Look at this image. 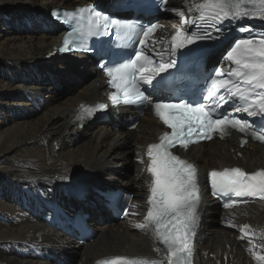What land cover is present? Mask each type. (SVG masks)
<instances>
[{
	"label": "bare ground",
	"instance_id": "1",
	"mask_svg": "<svg viewBox=\"0 0 264 264\" xmlns=\"http://www.w3.org/2000/svg\"><path fill=\"white\" fill-rule=\"evenodd\" d=\"M200 1L170 0L168 16L163 18L168 28L161 33L162 42L166 43L182 27L178 10L191 18L194 11L189 12V7ZM91 3V0H0L2 26L8 27L7 22L10 23L7 12L21 11L23 15H33L34 23L44 29L40 39L14 35L12 30L10 34L0 33V70L9 72L0 80V116L7 118L6 113L10 112L18 114L24 107L35 112V117L23 114L0 124V214L9 218L0 221V264H70L69 258L73 256L77 264H92L98 259L119 255L164 259V249L152 229L141 230L137 225L143 222L147 212L150 183L146 164H141L138 157L147 161V147L156 143L165 130L148 112L139 116L133 109H122L121 115L103 114L94 120L83 117L86 107L105 100V79L96 70L94 60L79 64L62 59L57 51L64 29L52 23L50 10L75 9ZM39 66L49 71L64 70L66 75L61 79L70 87L82 76L87 80L64 101L54 94L44 97L39 91L41 87L37 86L44 74L34 72ZM81 71L84 73L79 75ZM36 108L40 116L36 115ZM130 117L138 121L133 131L125 124ZM252 149L239 148L234 137L228 140L215 137L208 145H193L178 152L207 173L232 166L249 170L263 168V147L254 145ZM237 154L242 157L238 158ZM128 166L130 172H126ZM86 176L105 182L94 185L88 183ZM79 178L84 180L75 188ZM56 184L61 188L58 191ZM12 186L21 192L39 187L47 193L45 199L40 197L41 201L51 202H37L23 216L18 209L24 195L11 197ZM123 186L136 190L131 213L124 221L110 213L102 195ZM70 188L76 189L75 192L71 193ZM47 204L66 209L67 213H72L68 210L71 207H80L81 214L89 215L86 222L93 231L92 241L81 243L69 229L49 228L44 220V214L49 212ZM84 205L89 212L82 210ZM200 213L191 264H261L253 252L264 256V247H261L264 245V202L221 211L215 201L206 198ZM99 215L107 220L104 225L100 224ZM212 223L219 226L214 227ZM244 224L250 225L247 236L240 231ZM157 247L162 249L161 253L154 251ZM36 249L39 256L34 253Z\"/></svg>",
	"mask_w": 264,
	"mask_h": 264
},
{
	"label": "snow or ice",
	"instance_id": "2",
	"mask_svg": "<svg viewBox=\"0 0 264 264\" xmlns=\"http://www.w3.org/2000/svg\"><path fill=\"white\" fill-rule=\"evenodd\" d=\"M162 2L167 4V0ZM188 11H195L197 16L189 18L184 11L178 10L182 27L176 29L170 37L172 58L169 59L164 58L163 51L157 52L155 49V34L162 27L159 24L135 27L125 23L117 26V22L92 6L65 13L66 17L86 19V23H78L72 27L63 38L64 47L61 51L67 50L73 41H78L83 46L89 37L108 35L112 26H116L118 39L123 37L132 41L133 37H139L135 43L141 47L136 48L123 62L102 65L109 78L108 83L114 89L110 99L113 103L123 101L150 105L154 115L171 130L163 132L158 143L147 147V161L138 157L141 164H146L145 170L150 174L151 180L148 186L147 212L137 228L152 229L155 239L163 245L164 259L115 256L106 258L100 264H191L200 201L198 169L191 162L175 155L171 149L177 145L187 149L190 143L212 139L214 133L223 137L229 134L230 129L250 134L253 139L264 142V127L257 130L248 121L221 111L225 105H231L236 112L264 116V33L253 36L252 29L248 26L241 25L239 30L249 32V36L236 39L224 57L233 67L226 73L217 69L208 77L210 83L200 99L158 98L153 102L145 95L144 85L152 86L155 90L160 81H157V85H153V81L157 77L163 80L162 74L176 67L174 57L178 50L190 48L198 41L213 39L212 32H220V25L226 20H264V0H203L202 3L189 7ZM188 24L196 30L183 27ZM149 42L152 45L151 53L146 50ZM154 56H159V61ZM98 107L104 109L107 106L101 104ZM132 126L135 127V124ZM246 142L242 140L241 144ZM209 175L214 195L230 194V200L231 196L237 198L226 203L225 207L246 202L243 200L245 197L264 200V169L247 172L240 167H233L212 171ZM248 230L250 225L240 226V231L245 236L249 235ZM248 250L253 251V248ZM154 251L161 253L162 249L157 247ZM253 255L264 264V256L255 252Z\"/></svg>",
	"mask_w": 264,
	"mask_h": 264
},
{
	"label": "rangeland",
	"instance_id": "3",
	"mask_svg": "<svg viewBox=\"0 0 264 264\" xmlns=\"http://www.w3.org/2000/svg\"><path fill=\"white\" fill-rule=\"evenodd\" d=\"M92 2H95V0H92ZM31 5H33V4H31ZM4 13H6V12H4ZM7 14H10V23L7 22L8 27H4V26H2L0 24V33L10 34L11 33L10 30H12L14 32V35L30 36V37H33L35 39H40L44 35V32H43L44 29L40 28L37 24L34 23L36 19L32 17L33 15H29V14L23 15L21 11L14 12V13H12L10 11V13L7 12ZM167 16L168 15L165 14V15H162L161 17H163V18L166 17L167 18ZM29 20L31 22H29ZM61 58L62 59L66 58L67 60H73L75 63H79V62L80 63H83L84 60H88V59H84V58L75 57L74 55L67 56V57L63 56ZM64 67H66V65ZM49 68H51V67H49ZM63 71L64 70H61L59 72L53 71V70L49 71L48 69H43L41 66L34 68L35 74H38V75L41 74V73L44 74L42 77L41 76L39 77V81L40 82H38V84H37V86L41 87V89H39V91L43 93L42 95L44 97H49L50 94H54L56 97H58V100L64 101L71 94H73V93L75 94L76 93V90H78V88L81 87L82 82H86V80H87V78H84V76H82V77L79 78L80 80L76 84H74V86L70 87L69 85H66L65 84V82L63 81V79H61L62 76L64 77L66 75V74H63L64 73ZM83 73L84 72L81 71L79 75H82ZM8 75H9V72L8 71L0 70V80H1V78H4L5 76H8ZM54 80L58 82V83L56 82L57 85L54 84L55 83ZM24 108L25 109L24 110H21L20 112H18V114H15L14 112L6 113L7 114V118H4V117L0 116V124H3V123H5L8 120L15 119V117H19L18 115H23V114H26V116L27 117H30V118L31 117H35L34 116L35 112H31L30 111V108H28V107H24ZM27 109H29V110L27 111ZM22 111H23V113H22ZM37 114L39 116L41 115V114H39V112H38V110L36 108V115ZM99 118H101V116L98 117V119ZM130 171H131V167L128 166L126 168V172H130ZM86 177L89 178L88 179V183H91V184H94V185L96 183H100V184L102 183L103 184L105 182V181L103 182V181L94 179L93 176H86ZM107 178L106 179L109 180V176ZM82 180H84V179L83 178H79L77 180V183L75 185V188H76L77 184L79 185ZM107 180H106V182H107ZM8 183H9V181H8ZM118 185H120V184L118 183ZM4 187L7 189L8 188V184L6 186H4ZM49 188H50V186H49ZM122 188L123 189L124 188H127L128 190H130V191H132L134 193L136 192L135 189L132 190V189H129L128 187H124L123 186ZM60 189H61L60 186L58 184H56L55 190L58 191ZM66 190H69V189H66ZM75 190L72 191L71 188H70L71 193L75 192ZM19 193H21V194L24 195L23 204H21V206L18 209L19 212H22L23 216L28 215V213L31 212V210L28 211L29 207L30 208L31 207L35 208V205H36L37 202H44V203L51 202V201H46L45 202L44 200L41 201L40 197H42V198L45 199V195H47V193H45L44 191H41V189L39 187H36V188L31 189V190H28V191H23V192H21L17 187H13V189L9 192V194H10L11 197H16V196L19 197L20 196ZM90 200H92V203H95V201H96L94 199V197H91ZM100 205H101V203H100ZM74 206H75V203H74ZM84 206L85 207H82V210L83 211L85 210V211L89 212L88 211V206L87 205H84ZM98 206H99V204H98ZM101 207H102V205H101ZM78 209H81V208L77 206V208L71 207L68 210H70V211H73V210L77 211ZM65 210L66 209H64V211ZM97 213H99V212H97ZM104 214H105V218H106L107 217V214L106 213H104ZM91 216H94V214H92ZM98 217L100 219V224L101 225H104L107 222V220L103 219L102 216L99 215ZM7 219H9L8 216H5L3 214H0V221H8ZM90 222H91V218H90ZM91 223L93 224V221ZM209 223H211V222H209ZM212 225L214 227H218L219 226V225L213 224V223H212ZM49 228H52V227H49ZM52 229L53 230H59L57 228L56 229L52 228ZM94 229H95V227H94ZM91 232H93V231L91 230ZM94 233H96L95 230H94ZM52 253H54V252H52ZM53 255L55 256L56 253H54ZM74 257L75 256L69 258V260H70L69 263L70 264H77V262H75V258ZM57 258H59V256H57ZM63 258L64 257H62V259ZM65 259L67 260V258H65Z\"/></svg>",
	"mask_w": 264,
	"mask_h": 264
}]
</instances>
